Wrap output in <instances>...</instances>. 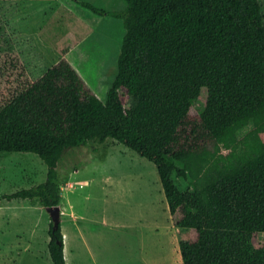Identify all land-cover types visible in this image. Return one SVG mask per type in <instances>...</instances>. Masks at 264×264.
Segmentation results:
<instances>
[{"label": "trees", "instance_id": "trees-1", "mask_svg": "<svg viewBox=\"0 0 264 264\" xmlns=\"http://www.w3.org/2000/svg\"><path fill=\"white\" fill-rule=\"evenodd\" d=\"M73 1L122 20L116 73L101 101L65 58L33 80L17 51L0 53V152H31L47 166L45 181L1 198L59 205L63 154L113 140L154 164L176 226L188 233L182 264H264L259 0H125L120 11ZM203 89L205 106L192 113ZM52 226L51 262L66 264L61 224Z\"/></svg>", "mask_w": 264, "mask_h": 264}, {"label": "rangeland", "instance_id": "rangeland-1", "mask_svg": "<svg viewBox=\"0 0 264 264\" xmlns=\"http://www.w3.org/2000/svg\"><path fill=\"white\" fill-rule=\"evenodd\" d=\"M259 2L264 14V0ZM68 4L67 0H0V53L17 51L31 78L37 80L90 32L92 42L87 45V56H84L87 72L93 77L99 71L103 77L114 75L124 35L122 20L84 22L82 15L70 12ZM82 73L86 75L85 70ZM206 94L203 89L193 104L192 113L203 109ZM251 127L240 131L239 138ZM57 172L62 185L59 207L62 212L73 208L74 215L81 218L79 223L87 233L85 255L95 252L105 263L111 260L115 264H133L134 231L129 229V209L125 203L114 204L109 194L125 190L139 193L138 184L131 179L145 175L147 178L152 175L154 194L158 185L159 192L164 193L154 164L113 140L89 141L66 151ZM46 174V164L34 153L0 152V264H52L48 251L50 217L46 209H37V198L30 200L31 205L22 203L21 198L13 202L1 198L40 184ZM175 181L182 191L189 187L182 178ZM66 214L61 213V231L64 236V227H70L71 255L76 261L82 250L75 246V227L66 225ZM24 215L28 217L24 219ZM187 238L188 233L181 229L180 240ZM263 245L264 233H261L257 246Z\"/></svg>", "mask_w": 264, "mask_h": 264}, {"label": "crops", "instance_id": "crops-1", "mask_svg": "<svg viewBox=\"0 0 264 264\" xmlns=\"http://www.w3.org/2000/svg\"><path fill=\"white\" fill-rule=\"evenodd\" d=\"M82 1L89 2L98 8H105L111 11H120L126 7L125 0ZM67 2L69 3L67 7L70 9V12L75 13L77 16H79L78 14L82 15L80 18L84 22L88 21L90 23H95V21L98 20V22L105 21L113 23V19H115L108 15H96L90 10L80 6L73 0H67ZM90 34V32L87 33L78 44L68 49L60 58L67 59L81 75V77L86 81L96 96L101 101H105L109 85L114 75L103 77L99 71V75L93 77V75H90V73L87 72V64L84 62V56H87V45L92 42L90 40L93 35ZM97 68L99 67L97 66ZM81 70H85L86 75L82 73ZM41 76L42 75H40V77ZM87 78L93 81H89ZM131 181L138 184L140 190L139 193L125 190V192L121 191L122 193L120 194H108L113 199L114 204L116 203L120 205L125 203L123 205L129 209V229L134 231L133 246L135 247V252L133 254L134 258L132 259L133 264H180L181 254L179 242L181 229L176 226V217L170 213L164 193L159 192L160 186L158 185L156 187L157 193L154 194L152 175H149L148 178L146 175L139 177L138 179L133 178ZM15 200L17 199H12L10 202ZM30 200L31 199H22V203L27 202L29 205H31ZM42 208L43 206L40 204V202H38L37 209L39 211H43L41 210ZM61 213H64V215L67 213L66 217L68 220L66 221V225L75 227V246L77 250L78 248L82 250V252H78L76 257L77 259L74 261L73 256L71 255L73 250L71 247L72 241L69 232L70 227H64V254L66 264H115V262L111 260H109V263L101 261L95 252V254L90 252L86 256L84 248L86 245L87 233L84 231V227L79 223L81 218L74 215L73 208H69L68 212L61 211ZM27 217L28 215H24V219ZM42 217L44 221H46L47 216L44 215ZM26 222L29 223L28 220H26ZM61 228H63L62 225ZM101 238H104L103 234H101Z\"/></svg>", "mask_w": 264, "mask_h": 264}, {"label": "water", "instance_id": "water-1", "mask_svg": "<svg viewBox=\"0 0 264 264\" xmlns=\"http://www.w3.org/2000/svg\"><path fill=\"white\" fill-rule=\"evenodd\" d=\"M49 214L50 220L53 224L52 228L55 230L59 227L61 221V209L59 205L48 206L45 208Z\"/></svg>", "mask_w": 264, "mask_h": 264}]
</instances>
